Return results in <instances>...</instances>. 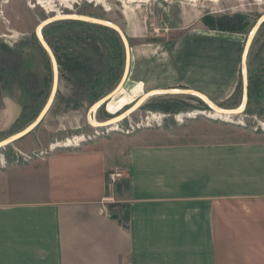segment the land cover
I'll use <instances>...</instances> for the list:
<instances>
[{"label":"crops","instance_id":"0c3cea01","mask_svg":"<svg viewBox=\"0 0 264 264\" xmlns=\"http://www.w3.org/2000/svg\"><path fill=\"white\" fill-rule=\"evenodd\" d=\"M214 38H195L199 55L177 50L184 87H175L219 105L236 90V60ZM57 82L45 122L12 142L21 152L81 128L62 113L87 81ZM38 100L0 92V141L33 122ZM171 136L113 133L0 166V264H264V132ZM112 171L122 176L109 183Z\"/></svg>","mask_w":264,"mask_h":264},{"label":"rangeland","instance_id":"374dc122","mask_svg":"<svg viewBox=\"0 0 264 264\" xmlns=\"http://www.w3.org/2000/svg\"><path fill=\"white\" fill-rule=\"evenodd\" d=\"M105 1L107 6L81 1L74 6V11L64 12L112 22L128 38L130 51L128 77L121 90L92 113L93 118L99 122L109 120L130 108L149 91L169 89L165 87L187 89L179 88L184 87V84H177L180 81L179 69L185 63V60H178L177 50L191 49L199 55L202 51L201 42L195 41V38H206L207 35L219 37L214 38L213 42L216 51L218 42L231 46L227 50H233L231 55L236 60L234 61L236 90L228 99L217 105L232 109L241 104L240 54L253 28L264 18V0H140L130 4L117 0ZM36 3L37 0H0V92L5 94H20L28 90L35 92L39 100L34 116L39 114L43 103L50 95L53 79L52 64L35 32L42 21L56 15L55 12L45 14V8ZM61 9L64 10L62 7ZM241 20L244 22L240 25ZM222 28H225V31ZM206 30L234 35L214 32L210 34ZM40 32L56 58L59 79L71 77L77 81L79 79L87 81L82 85L81 94L63 106L62 116L80 117L83 121L77 132L71 131L66 137L79 132L91 134L94 130L112 129L113 124L91 127L88 124V116L89 108L117 85L124 71L126 52L117 32L97 23L71 19H60L45 24ZM237 36H241L242 39ZM187 38L192 40L190 45L185 43ZM180 45L183 47L176 49ZM248 47L245 61L247 82L251 80V95L243 112L232 114L229 120H222L210 116V107L197 95L152 94L136 111L117 124L124 128L131 121L140 122L148 111H159L167 114L163 125L143 127L135 131L160 130L162 133H173L172 139L188 138L190 134L195 139H199V136L205 138L209 137L212 131L215 134L227 132L231 135L237 129L261 133L262 131L259 129L255 131L254 128L258 126V121H264V20L258 25ZM221 52L224 54L225 48H221ZM66 62L72 63L74 67L66 68ZM202 94L211 100L206 94ZM162 102L187 104V109L180 111L192 113L179 121L174 118L173 112L150 107L151 104ZM46 118L47 115L40 120L41 122L39 121L37 127L40 128ZM113 133L117 132L110 131L108 135ZM15 147L12 143L8 144L3 149L0 148V152L3 150L2 152L10 158L16 153Z\"/></svg>","mask_w":264,"mask_h":264},{"label":"bare ground","instance_id":"6f19581e","mask_svg":"<svg viewBox=\"0 0 264 264\" xmlns=\"http://www.w3.org/2000/svg\"><path fill=\"white\" fill-rule=\"evenodd\" d=\"M39 1V3H36L37 5H39L41 8H45L44 9V11H45V14H49V12L51 13V12H55L56 13V15L55 16H53V17H48L47 19H52L53 18V20L55 21V19H61V18H63V17H67V16H72V17H75V18H85V19H88V20H98L99 21V23L100 22H102V23H106V24H108V25H111V26H113V27H116V28H118L121 32H122V30L117 26V25H115V24H113L112 22H108L107 20H104V19H100V18H94V17H89V16H85V15H79V14H65L64 12H65V9L66 10H68V11H74V4H79L81 1H85V2H87V3H96V4H100L101 6L102 5H105V6H107V4H106V1L105 0H57V1H55V0H38ZM117 1H119L120 3H122V1H124L126 4H130V3H133V2H136V1H140V0H117ZM142 1V0H141ZM187 1H197V0H187ZM210 1H218V0H210ZM57 3V4H56ZM42 5V6H41ZM59 7L60 9H61V7L62 8H64V10H60L59 8H57V7ZM51 14H54V13H51ZM44 20V21H42L41 23H40V25L37 27V29H36V31H37V34H38V36L42 39L43 37H42V34H41V28L43 27V25L44 24H46L47 23V21H49V20ZM257 27V26H256ZM255 27V28H256ZM255 28L253 29V31L251 32V34H250V36H249V39H248V43H247V46H246V49H245V51H244V54H243V58L245 59V57H246V51H247V48H249L248 46H249V43L251 42V39H252V36L254 35V33H255ZM206 32H208V33H212V32H214V33H219V34H224L223 32L221 33V32H217V31H209V30H206ZM225 34H229V35H234V34H230V33H225ZM224 34V35H225ZM253 34V35H252ZM129 43H128V41H127V46H128V48H129V45H128ZM48 48V47H47ZM129 57H130V54H129ZM53 62H54V59H53ZM130 65V58H129V62H128V66ZM246 66H245V62H244V64H243V69H244V72H245V68ZM54 70L56 71V64L54 63ZM56 76V75H55ZM127 77H128V75H127ZM127 79V78H126ZM56 78H55V83H54V85H53V88H54V91H55V88H56ZM125 82V81H124ZM124 84V83H123ZM122 88V87H121ZM120 88V89H121ZM119 89V90H120ZM119 90L117 91V92H119ZM54 91H53V93H52V95H50L49 96V99H48V102H47V105H46V107H45V109H44V111L40 114V117L38 118V119H36L35 121H33L26 129H24V130H22V131H20V132H18V133H16V134H13V135H11V136H9L7 139H4V140H1L0 141V145L1 144H5V143H7V141L9 142V141H11V140H13V139H16V138H18L19 136H23L24 134H26V133H28V132H30V130L32 129V128H34V126H36V124H38L39 123V121L42 119V117H43V115H44V113L46 112V111H48V107H49V105H50V103H51V101H52V99H53V95H54ZM116 92V93H117ZM173 93V94H181V93H185L186 92V94H190V95H197L199 98H201L203 101H205V103H208V104H210L211 105V107H210V109H211V111H210V113H209V115L210 116H213L214 118H217V119H222V120H229L230 119V116L232 115V114H234V115H236V114H238V113H241V111H243V109L245 108V100H242V102H241V104L239 105V106H237V107H235V108H232V109H225V108H221V107H219L217 104H215L212 100H209L208 98H206L202 93H200V91L198 92V91H196V90H193V89H159L158 91L157 90H154V91H149L148 93H147V95H146V93L143 95V96H141V98H139L136 102H134V103H136V106H135V108L136 107H138L141 103H142V101L146 98V96H149L150 94L152 95V94H165V93ZM116 93H115V95H116ZM101 101L102 100H100V101H96V102H94L93 103V105L91 106V108H89L90 109V111H89V116H88V119H89V123L91 124V125H93V126H104L105 125V123H107V122H115L116 120H117V117L116 118H111V119H109V120H106V121H103V122H99L96 118L94 119L93 117H92V113L95 111V110H97V108H98V106H101L100 104H101ZM133 103V104H134ZM132 104V105H133ZM131 105V106H132ZM192 113V112H191ZM126 114H128V112L126 113ZM190 115V113L188 114V116ZM188 116H186V117H188ZM154 117H155V115H154ZM185 117V116H184ZM150 119L151 118H153V114L152 115H150V117H149ZM181 116H179V120H181ZM113 124V127H112V129H115V127L117 126L116 124L117 123H112ZM111 125V124H110ZM106 126V125H105Z\"/></svg>","mask_w":264,"mask_h":264},{"label":"built area","instance_id":"2783aa9c","mask_svg":"<svg viewBox=\"0 0 264 264\" xmlns=\"http://www.w3.org/2000/svg\"><path fill=\"white\" fill-rule=\"evenodd\" d=\"M38 3V0H37ZM76 4H74L75 6ZM64 9V8H63ZM66 10V9H65ZM191 112L184 113L182 111H179V113H175L174 118L176 120H179V116H181V120H184V116H188V114ZM153 114V118H149L150 115ZM155 115V117H154ZM167 116L166 113H161V112H152L148 111L146 114L145 118L142 119L140 122H130L128 126L126 127H119L117 124L115 129H106L105 131H99V130H94L91 134L87 133H82L79 132L77 134H72L68 137H65L62 140H55L54 142L50 143L48 147L44 150H40L39 152H33V153H25L21 152L18 148L15 147L16 153L8 158L7 154H4L2 151L0 152V166L6 167L10 163L14 164H20V163H25L28 162L29 160L35 158V157H41L49 152H54L55 150L58 149H63V148H68V149H73V148H80L82 147L85 143L90 142V140H94L99 137H104L109 134L110 131H116L121 132L123 134H132L133 131L136 129H141L143 127H152L155 125L161 126L163 125L164 118ZM180 121V120H179ZM257 125L254 130L257 131L258 129L262 132H264V121H258ZM91 127H93L91 125ZM3 149V148H2ZM119 176H122V173L119 171H112L108 174V182L112 183L114 182Z\"/></svg>","mask_w":264,"mask_h":264},{"label":"water","instance_id":"95a60500","mask_svg":"<svg viewBox=\"0 0 264 264\" xmlns=\"http://www.w3.org/2000/svg\"><path fill=\"white\" fill-rule=\"evenodd\" d=\"M61 19H71V20H79V21H85V22H92V23H97V24H99V25H104V26H107V27H110L111 29H113L114 31H116L117 32V34L119 35V37H120V39H121V41H122V44H123V46H124V49H125V55H126V61H125V66H124V71H123V73H122V76H121V78H120V80H119V82L117 83V85L111 90V91H109L104 97H102V98H100V99H98L97 101H100V100H102L101 101V104L100 105H103V104H105L113 95H115V93L123 86V83H124V81L126 80V78H127V75L129 74V69H130V67L128 66V62H129V54H130V51H129V48H128V46H127V37H126V35L123 33V32H121L118 28H116V27H113V26H111V25H108V24H106V23H102V22H100L99 23V21L98 20H88V19H85V18H75V17H72V16H67V17H63V18H61ZM47 20H49V21H47V23L46 24H48V23H50V22H53L54 20H53V18L52 19H47ZM57 20H60V19H55V21H57ZM264 20V18L262 19V20H260V22H258V24H256V26L258 27V25L261 23V21H263ZM44 26H45V24H44ZM255 26V27H256ZM254 27V28H255ZM257 27L255 28V30L257 29ZM253 28V29H254ZM36 33V37H37V39H38V41H39V43H40V45L42 46V48L45 50V53H47V56H48V58H49V60H50V62H51V64H52V69H53V79H52V90H51V93H50V95H52V93H53V91H54V88H53V85H54V83H55V78L57 79L56 80V82L58 81V70H57V61H56V58H55V56H54V54H53V52H52V50H51V48L49 47V45H48V43L45 41V39L44 38H40L39 36H38V34H37V31L35 32ZM253 35V34H252ZM250 36V35H249ZM43 37V36H42ZM248 39H249V37L247 38V41H246V43H245V46H244V50H243V53H242V56H241V65H242V81H241V83H242V100H245V107H246V104H247V101H248V89H247V86H248V82H247V69H245V72H244V69H243V64H244V62H245V66H246V62L247 61H245V59L243 58L244 56H243V54H244V51H245V49H246V46H247V43H248ZM252 40V39H251ZM251 43V42H250ZM250 43H249V45H250ZM129 45V44H128ZM48 47V48H47ZM247 51H248V48H247ZM247 51H246V54H247ZM53 59H54V62H53ZM54 63L56 64V71L54 70ZM246 68V67H245ZM56 75V76H55ZM58 83V82H57ZM57 83H56V88H57ZM56 88H55V91H56ZM55 91H54V94H55ZM148 93V92H147ZM147 93H146V95H147ZM186 93V92H185ZM185 93H183V94H185ZM168 94H173L172 92L171 93H168ZM182 94V93H181ZM151 95V94H150ZM149 95V96H150ZM54 96V95H53ZM149 96H146V98L142 101V103L149 97ZM47 102H48V100H47ZM137 103V102H136ZM136 103H134L130 108H127L126 110H124L123 112H121V113H119L118 115H116V116H113L114 118H116L117 117V120L115 121V122H107V123H105V125H110V124H112V123H117V122H119V121H122L123 119H125L126 117H128L130 114H132L134 111H136L140 106H141V104L138 106V107H136L135 108V106H136ZM208 104V103H207ZM46 105H47V103L45 104V106H44V108L42 109V111L39 113V115L33 120V121H35L36 119H38L39 117H40V114L44 111V109H45V107H46ZM50 106V105H49ZM208 106H210L211 107V105L210 104H208ZM49 108V107H48ZM245 110V108L243 109V111ZM243 111H241V112H243ZM128 112V114H126ZM45 114V113H44ZM104 125V126H105ZM33 129V128H32ZM21 136H19L18 138H20ZM18 138H16V139H18ZM16 139H13V140H11V141H7V143H5V144H1L0 145V148H3V147H5L6 145H8V144H10V143H12L13 141H15Z\"/></svg>","mask_w":264,"mask_h":264},{"label":"trees","instance_id":"16d2710c","mask_svg":"<svg viewBox=\"0 0 264 264\" xmlns=\"http://www.w3.org/2000/svg\"><path fill=\"white\" fill-rule=\"evenodd\" d=\"M243 22H244V20L239 21L240 25L243 24ZM222 29L225 31V28H222ZM65 67L66 68H72V67H74V65L70 62H68V63L66 62ZM121 76H122V74H121ZM121 76H120V78H121ZM120 78H119V80H120ZM241 85H242V83H241ZM250 85H251V80L249 79V83L247 86L248 101H249V98L251 95ZM241 92H242V89H241ZM150 107H152L153 109L159 108V110H162V111H170V112L176 113L180 110L187 109L186 107H188V105L187 104L185 105V104H180V103H174V102H162V103H158V104H151Z\"/></svg>","mask_w":264,"mask_h":264},{"label":"flooded vegetation","instance_id":"af4514ba","mask_svg":"<svg viewBox=\"0 0 264 264\" xmlns=\"http://www.w3.org/2000/svg\"><path fill=\"white\" fill-rule=\"evenodd\" d=\"M240 40L242 39V37L241 36H237ZM99 107V106H98ZM27 128V127H26ZM22 131V130H21ZM20 132V131H19Z\"/></svg>","mask_w":264,"mask_h":264}]
</instances>
